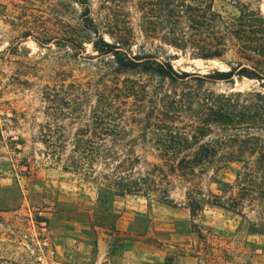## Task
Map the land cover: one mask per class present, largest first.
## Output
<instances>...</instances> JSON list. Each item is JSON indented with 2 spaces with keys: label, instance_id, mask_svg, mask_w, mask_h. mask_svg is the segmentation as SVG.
<instances>
[{
  "label": "trees",
  "instance_id": "trees-1",
  "mask_svg": "<svg viewBox=\"0 0 264 264\" xmlns=\"http://www.w3.org/2000/svg\"><path fill=\"white\" fill-rule=\"evenodd\" d=\"M129 2L138 17L126 12ZM260 3L122 0L97 18L85 8L86 36L76 37L75 52L87 60L88 80L58 79L41 92L43 121L32 141L42 144L50 167L95 183L100 201L132 194L172 202L178 193L193 214L206 203L248 211V233L264 235ZM85 43L95 54L85 53ZM182 57L224 69L184 70L174 63ZM244 79L257 87L234 90ZM216 83L231 89L217 93ZM145 108L151 117H142ZM33 155L32 148L27 157ZM230 165L237 167L232 184L217 194L205 188L210 174ZM198 233L202 243L190 256L207 264L216 257Z\"/></svg>",
  "mask_w": 264,
  "mask_h": 264
},
{
  "label": "rangeland",
  "instance_id": "rangeland-1",
  "mask_svg": "<svg viewBox=\"0 0 264 264\" xmlns=\"http://www.w3.org/2000/svg\"><path fill=\"white\" fill-rule=\"evenodd\" d=\"M121 1L0 0V264H206L190 256L202 243L198 231L216 257L207 264H264V235L247 231L254 214L210 203L193 214L178 193L172 202L132 194L100 201L95 183L50 167L42 144L32 141L43 121L41 92L58 79L88 80L87 60L75 52L76 37L86 36L85 8L97 18ZM260 8L264 13V0ZM125 9L139 16L131 2ZM174 63L202 73L224 69L185 57ZM254 87L236 80L234 90ZM212 89L223 93L231 85ZM151 111L145 108L142 117ZM236 168L210 174L205 188L221 193Z\"/></svg>",
  "mask_w": 264,
  "mask_h": 264
}]
</instances>
